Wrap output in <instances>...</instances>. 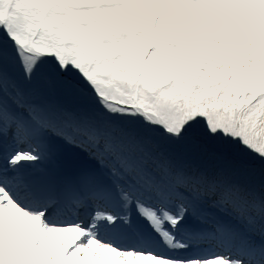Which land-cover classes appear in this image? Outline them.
Instances as JSON below:
<instances>
[{
	"label": "snow or ice",
	"instance_id": "snow-or-ice-1",
	"mask_svg": "<svg viewBox=\"0 0 264 264\" xmlns=\"http://www.w3.org/2000/svg\"><path fill=\"white\" fill-rule=\"evenodd\" d=\"M0 264H264V0H0Z\"/></svg>",
	"mask_w": 264,
	"mask_h": 264
},
{
	"label": "rangeland",
	"instance_id": "rangeland-1",
	"mask_svg": "<svg viewBox=\"0 0 264 264\" xmlns=\"http://www.w3.org/2000/svg\"><path fill=\"white\" fill-rule=\"evenodd\" d=\"M66 235H73V234H66Z\"/></svg>",
	"mask_w": 264,
	"mask_h": 264
}]
</instances>
